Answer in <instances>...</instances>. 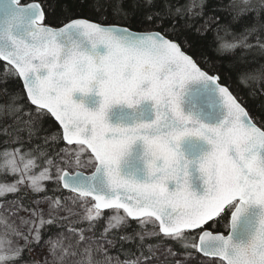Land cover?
<instances>
[{
	"label": "snow or ice",
	"instance_id": "6c2138e0",
	"mask_svg": "<svg viewBox=\"0 0 264 264\" xmlns=\"http://www.w3.org/2000/svg\"><path fill=\"white\" fill-rule=\"evenodd\" d=\"M58 3L0 0V264H264V122L240 95L264 101V0H91L95 20Z\"/></svg>",
	"mask_w": 264,
	"mask_h": 264
},
{
	"label": "trees",
	"instance_id": "16d2710c",
	"mask_svg": "<svg viewBox=\"0 0 264 264\" xmlns=\"http://www.w3.org/2000/svg\"><path fill=\"white\" fill-rule=\"evenodd\" d=\"M22 3L31 2V0H21ZM167 2L172 5L173 8L176 6L185 7L188 3V0H156V6L158 9H163L164 3ZM220 0H207V7H205V11L207 12L210 8L216 7L219 5ZM56 15L60 18H64L65 16H84L90 19H97V13L94 11L93 7L91 6V0H59V3L56 8ZM202 21L192 19L189 20L187 16H185L184 19H179L177 21L176 31L181 35V37H187L188 41L192 43V48L189 49L190 54H192L198 61V63L201 65V67H210L211 70H221L223 74V82L226 84H229L232 86L233 90H236V84H235V77L229 78V74L227 72H224L223 69L225 68V60L221 59L216 53L211 51L205 41L201 39V37L197 36L195 32L196 25H199ZM166 25L171 23V21H166ZM133 27H139V25L133 23ZM203 45V46H201ZM249 59L252 61L251 66L256 67L259 64H264V56L255 55L254 58L250 55ZM16 82L12 79L9 80L7 85H0V87H8L10 90L14 87V84ZM240 95L243 100V102L246 105H249L251 108V115L254 117L255 120H259L261 122H264V101H261L259 96H257L256 99H253L249 95L246 94V90H240ZM4 102V98L0 97V103ZM41 137L45 135V133H40ZM60 147H64L63 142H61ZM87 172H91L93 169L86 168ZM48 189H56L58 185L54 183H49L47 185ZM48 195H52L53 192L49 191L47 193ZM57 196L63 195L65 198L69 195V193L66 190H63L62 192H56ZM38 196L33 195L32 193H28L26 198L24 199L25 204H30L33 200L38 199ZM79 213L77 217H75L76 220L83 221V223L80 226L87 227V222L84 221V210L77 208L75 210ZM104 221H101L100 225L98 227H103ZM136 229V225L133 222L131 228L128 229L129 232H132ZM53 233L57 232L58 230L56 228H53L51 230ZM214 231H220V232H226V229L224 228L223 224H220L217 226ZM119 247V245H117ZM125 247H131L133 248V251H135L134 245H125ZM157 248L156 253L158 252ZM174 252H178L181 255L179 257H183L184 250L180 248L179 246H176L173 248ZM111 253L115 255V250H111ZM25 261H30V258H34L32 253H25ZM192 258H193V264H203V260L199 258V254L196 253L194 250L192 251ZM172 257H169L168 262L172 264Z\"/></svg>",
	"mask_w": 264,
	"mask_h": 264
},
{
	"label": "rangeland",
	"instance_id": "374dc122",
	"mask_svg": "<svg viewBox=\"0 0 264 264\" xmlns=\"http://www.w3.org/2000/svg\"><path fill=\"white\" fill-rule=\"evenodd\" d=\"M81 170H83V171H85V172H87L85 169H81ZM77 209V208H76ZM76 209H74V210H76ZM80 209V208H79ZM88 235H93V232H89V233H87ZM162 253H163V249H158V252L156 253V255H157V257H160V259L158 260V262H157V264H170L169 262H168V259L167 260H165L164 258H163V255H162ZM33 254V253H32ZM33 256H34V254H33ZM180 259H184V256L183 257H179Z\"/></svg>",
	"mask_w": 264,
	"mask_h": 264
},
{
	"label": "water",
	"instance_id": "95a60500",
	"mask_svg": "<svg viewBox=\"0 0 264 264\" xmlns=\"http://www.w3.org/2000/svg\"><path fill=\"white\" fill-rule=\"evenodd\" d=\"M80 171L84 172L86 175H90V174H91V172H85V171H83V170H80ZM66 191H67V190H66Z\"/></svg>",
	"mask_w": 264,
	"mask_h": 264
}]
</instances>
